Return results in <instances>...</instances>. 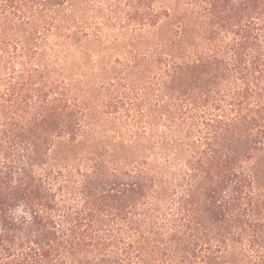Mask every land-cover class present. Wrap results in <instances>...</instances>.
Here are the masks:
<instances>
[{
  "label": "trees",
  "instance_id": "trees-1",
  "mask_svg": "<svg viewBox=\"0 0 264 264\" xmlns=\"http://www.w3.org/2000/svg\"><path fill=\"white\" fill-rule=\"evenodd\" d=\"M74 1L0 0V34L34 58ZM98 1L140 43L94 101L0 85V264H264V0Z\"/></svg>",
  "mask_w": 264,
  "mask_h": 264
},
{
  "label": "rangeland",
  "instance_id": "rangeland-1",
  "mask_svg": "<svg viewBox=\"0 0 264 264\" xmlns=\"http://www.w3.org/2000/svg\"><path fill=\"white\" fill-rule=\"evenodd\" d=\"M108 15L106 5L98 0H75L63 12L51 15L53 26L38 41L34 58L23 51L29 47L28 40L17 42L15 36L7 35L15 40L9 44L0 34V58L5 56L7 60H0V85L12 69L22 72L26 64L37 65L45 81L60 83L83 101H94L100 87L113 80L111 71L116 60H127L139 42L112 26ZM14 46L21 57L7 58L14 53Z\"/></svg>",
  "mask_w": 264,
  "mask_h": 264
}]
</instances>
